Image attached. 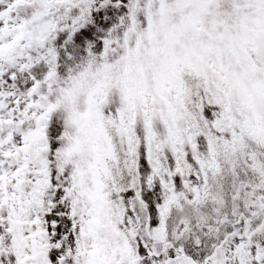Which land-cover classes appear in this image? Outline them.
<instances>
[{"label": "snow or ice", "instance_id": "1", "mask_svg": "<svg viewBox=\"0 0 264 264\" xmlns=\"http://www.w3.org/2000/svg\"><path fill=\"white\" fill-rule=\"evenodd\" d=\"M0 264H264V0H0Z\"/></svg>", "mask_w": 264, "mask_h": 264}]
</instances>
